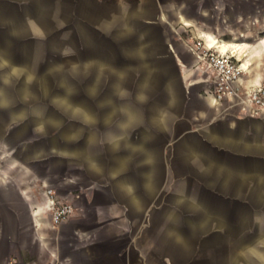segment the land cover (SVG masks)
Instances as JSON below:
<instances>
[{
	"label": "crops",
	"instance_id": "0c3cea01",
	"mask_svg": "<svg viewBox=\"0 0 264 264\" xmlns=\"http://www.w3.org/2000/svg\"><path fill=\"white\" fill-rule=\"evenodd\" d=\"M196 38L264 79V0H0V264H264V119Z\"/></svg>",
	"mask_w": 264,
	"mask_h": 264
},
{
	"label": "built area",
	"instance_id": "2783aa9c",
	"mask_svg": "<svg viewBox=\"0 0 264 264\" xmlns=\"http://www.w3.org/2000/svg\"><path fill=\"white\" fill-rule=\"evenodd\" d=\"M190 50L198 64L211 72L212 93L217 102L229 100L240 105L247 115L264 119V79L258 84L245 86L242 83V63L231 50L221 51L197 38L190 44ZM44 192L52 224L58 225L67 220L74 212L73 204L58 198L49 185H45Z\"/></svg>",
	"mask_w": 264,
	"mask_h": 264
},
{
	"label": "water",
	"instance_id": "95a60500",
	"mask_svg": "<svg viewBox=\"0 0 264 264\" xmlns=\"http://www.w3.org/2000/svg\"><path fill=\"white\" fill-rule=\"evenodd\" d=\"M70 84H63V93L65 94V95H68L69 94V90H70ZM63 103H64V105L67 103L66 102V100H64L63 101ZM68 104V103H67ZM69 116V115H68ZM54 146H55V139H54V137L52 136V137H48L47 138V141H46V145L44 146V149H42L44 152H46V153H49L50 152V150L52 149V148H54ZM29 156L30 157H34V156H36V153L34 152V151H32V152H30L29 153Z\"/></svg>",
	"mask_w": 264,
	"mask_h": 264
},
{
	"label": "bare ground",
	"instance_id": "6f19581e",
	"mask_svg": "<svg viewBox=\"0 0 264 264\" xmlns=\"http://www.w3.org/2000/svg\"><path fill=\"white\" fill-rule=\"evenodd\" d=\"M206 44L208 45V46H216L218 49H220L221 51H229V50H231V52L233 53V55L234 56H236L237 57V59L242 63V69H243V71H245V69H247V65L245 64V63H243L242 61H241V59L240 58H238V51H239V48H238V45L237 44H235L234 45V47H232V48H227V49H224L223 47H222V44L219 42V40H217V39H214V40H211V41H208V42H206Z\"/></svg>",
	"mask_w": 264,
	"mask_h": 264
},
{
	"label": "rangeland",
	"instance_id": "374dc122",
	"mask_svg": "<svg viewBox=\"0 0 264 264\" xmlns=\"http://www.w3.org/2000/svg\"><path fill=\"white\" fill-rule=\"evenodd\" d=\"M225 39H226V40H229L230 38H229L228 36H225ZM73 172H74V171H72L71 168H68V170H67V175H68V176H71ZM50 187H51V186H50ZM53 189H54V188H53ZM54 190H55V189H54Z\"/></svg>",
	"mask_w": 264,
	"mask_h": 264
}]
</instances>
